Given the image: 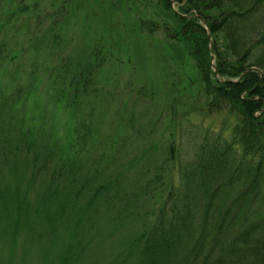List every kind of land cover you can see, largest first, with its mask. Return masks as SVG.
I'll list each match as a JSON object with an SVG mask.
<instances>
[{
  "label": "rangeland",
  "instance_id": "rangeland-1",
  "mask_svg": "<svg viewBox=\"0 0 264 264\" xmlns=\"http://www.w3.org/2000/svg\"><path fill=\"white\" fill-rule=\"evenodd\" d=\"M118 4L0 0V99L14 98L8 114L0 112V217L11 209L8 201L23 222L44 224L39 210H55L50 221L59 210L76 216L71 226L76 224L79 235L73 243L79 251L86 247L77 264H134L132 243L158 212L161 183H177V162L194 156L204 128H231L237 121L227 112H198L195 106L205 95L194 60L162 31L149 38V24L145 31L137 28L139 36L129 24V9ZM172 8L178 10L179 2L173 0ZM142 11L146 20L166 17L155 2ZM94 57L104 61L95 72L97 82L88 95L73 97L72 73ZM82 121L88 133L78 147L75 129ZM21 129L29 130L30 140L37 134V143L56 141L84 171L95 174L100 163L109 189L100 200H89L91 193L77 196L68 178H51L54 170L40 173L31 158L18 161ZM82 170L78 188L90 175L82 176ZM58 233L57 249L71 230L62 225ZM41 254L25 237L18 245L0 240L1 264H42Z\"/></svg>",
  "mask_w": 264,
  "mask_h": 264
},
{
  "label": "trees",
  "instance_id": "trees-1",
  "mask_svg": "<svg viewBox=\"0 0 264 264\" xmlns=\"http://www.w3.org/2000/svg\"><path fill=\"white\" fill-rule=\"evenodd\" d=\"M176 1V11L173 0H118L117 7L129 9V24L139 36L137 28L145 31L149 24V38L155 39V32L162 31L174 47L191 56L205 95L201 106H195L198 112L206 116L227 112L237 121L231 128L224 124L204 128L194 156L177 162V183L169 187L161 183L163 199L158 212L133 240V263L264 264V0ZM152 2L163 9V22L143 19L142 8ZM103 63L94 57L72 73L69 85L73 97L89 94V87L97 82L95 72ZM12 97L0 99V112L5 116L14 103ZM85 123L75 129L78 147L85 145ZM28 134L29 130L21 129L15 145L18 161L31 158L36 172L54 170V176L49 177L68 178L77 196L89 198L91 193L89 200L97 196L100 200L109 189V178H102L100 163L91 174L71 161L56 141L37 143L38 135L30 140ZM35 145L39 149L35 150ZM79 168L82 176L90 174L80 188L76 184ZM12 204L8 201L11 209L0 217V240L18 245L25 237L28 243H37L40 252L45 251L42 264L79 262L86 247L79 251L73 243L79 235L76 224L71 226L76 216L67 218L68 213L59 210L50 221L55 210L38 209L36 215L50 221L46 228V221L23 222L19 213L16 218ZM62 225L71 233L69 241L57 249Z\"/></svg>",
  "mask_w": 264,
  "mask_h": 264
},
{
  "label": "water",
  "instance_id": "water-1",
  "mask_svg": "<svg viewBox=\"0 0 264 264\" xmlns=\"http://www.w3.org/2000/svg\"><path fill=\"white\" fill-rule=\"evenodd\" d=\"M250 70H255L254 68H252V69H250ZM247 72V71H246ZM246 72L245 73H243V75H242V77L246 74Z\"/></svg>",
  "mask_w": 264,
  "mask_h": 264
}]
</instances>
